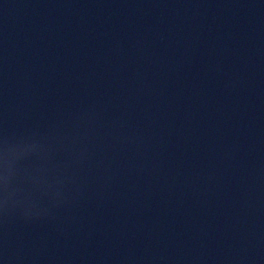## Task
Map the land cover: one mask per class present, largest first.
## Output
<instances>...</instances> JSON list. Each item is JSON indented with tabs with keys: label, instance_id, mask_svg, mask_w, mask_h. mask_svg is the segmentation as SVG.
<instances>
[{
	"label": "water",
	"instance_id": "obj_1",
	"mask_svg": "<svg viewBox=\"0 0 264 264\" xmlns=\"http://www.w3.org/2000/svg\"><path fill=\"white\" fill-rule=\"evenodd\" d=\"M0 264H264V0H0Z\"/></svg>",
	"mask_w": 264,
	"mask_h": 264
}]
</instances>
